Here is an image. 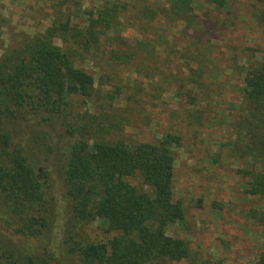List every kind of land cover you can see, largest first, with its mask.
Returning <instances> with one entry per match:
<instances>
[{"label":"trees","instance_id":"1","mask_svg":"<svg viewBox=\"0 0 264 264\" xmlns=\"http://www.w3.org/2000/svg\"><path fill=\"white\" fill-rule=\"evenodd\" d=\"M207 1L219 8L228 2ZM258 1L264 33V0ZM165 2L159 8L144 4L140 13L150 20L159 10L169 21L195 20L196 0ZM127 3L105 0L95 13H88L83 25L75 24L71 14L66 16L59 8L44 33L22 34L4 50L0 58V223L38 238L49 226L46 212L54 208L58 218L68 210L77 225L104 221L114 231L107 241L66 235L67 251L80 264H225L216 254L193 252L187 239L168 233L171 225L185 218L174 186L175 148L182 145L181 136L169 132L154 142L96 138L93 125L77 109V102L88 103L96 92L95 75L84 68L86 63L113 68L135 57L113 34ZM231 127V137L223 144L229 155L245 165L238 172L247 181V192L264 198V59L246 70L241 105ZM30 148L43 155L45 165L30 162ZM60 151L66 158L54 180L50 163ZM42 255L29 256L27 264H65L47 245ZM0 264H26L1 233ZM256 264H264V252Z\"/></svg>","mask_w":264,"mask_h":264},{"label":"rangeland","instance_id":"2","mask_svg":"<svg viewBox=\"0 0 264 264\" xmlns=\"http://www.w3.org/2000/svg\"><path fill=\"white\" fill-rule=\"evenodd\" d=\"M104 1L0 0V58L22 34L44 33L59 8L83 25L88 13H95ZM123 1L129 5L113 34L135 57L113 68L86 63L84 68L95 75L96 92L88 103L77 102L78 111L93 125V135L104 140L154 142L169 132L180 135L174 186L185 218L171 225L168 233L187 239L193 252L216 254L225 264H256L264 252V198L247 192V181L238 172L245 165L229 155L223 143L231 137L246 70L264 59L261 3L228 0L219 8L196 0L195 20L188 23L169 21L161 10L154 20L141 15L142 5L164 7L165 0ZM55 43L63 45L60 38ZM27 155L35 166L46 163L37 149H28ZM65 158L61 151L52 155L54 180ZM54 211L46 212L49 226L38 238L0 223V233L26 264L29 256H43L44 245L65 264H80L67 251L66 235L95 242L114 235L100 219L77 225L68 210L62 218Z\"/></svg>","mask_w":264,"mask_h":264}]
</instances>
